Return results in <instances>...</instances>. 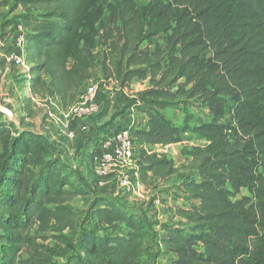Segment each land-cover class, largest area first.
Listing matches in <instances>:
<instances>
[{
	"label": "trees",
	"instance_id": "1",
	"mask_svg": "<svg viewBox=\"0 0 264 264\" xmlns=\"http://www.w3.org/2000/svg\"><path fill=\"white\" fill-rule=\"evenodd\" d=\"M20 3L34 95L71 105L93 78L98 51L106 79L121 88L119 102L148 118V128L130 129L146 147L183 140L185 130L162 114L177 99L231 103L230 121L194 126L207 144L193 147L187 164L142 149L139 176L150 186L178 175L193 201L178 208L182 221L162 226L170 264H264V0H151L142 9L121 0L106 21L100 0ZM160 33L163 43H155ZM135 80L149 87L129 100L124 89ZM64 148L45 132L0 122V264H149L145 216L110 195H93L87 212L107 231H76L82 212L69 202L90 192L72 188ZM242 189L251 196L232 199ZM65 230L54 236L64 245L56 262L39 239Z\"/></svg>",
	"mask_w": 264,
	"mask_h": 264
},
{
	"label": "rangeland",
	"instance_id": "2",
	"mask_svg": "<svg viewBox=\"0 0 264 264\" xmlns=\"http://www.w3.org/2000/svg\"><path fill=\"white\" fill-rule=\"evenodd\" d=\"M151 0H136L138 8H145L150 4ZM121 0H100V4L104 9L103 19L106 21L110 18V12L114 6H119ZM26 8L20 3V0H0V43L5 46L12 44L11 37L14 30H8L6 24L8 22H18L22 20ZM8 34V36H7ZM163 34L160 33L154 37L155 43H163ZM8 38V39H7ZM148 40H145L142 47H145ZM98 52V51H97ZM96 54L93 63V81L99 83V111L88 118L91 121L89 129L86 130L87 136H80L84 131H76V137L69 140L63 135V132H53L52 124L55 118H60L62 111L69 106L53 99L48 93H40L34 95L29 87L26 76L17 68H14L6 59L4 52H0V104L3 107L0 122L12 121L19 128H29L39 132H45L52 141L63 150H66L63 160L65 162L64 174L71 183L72 188L87 190L90 194L86 196H78L71 200V206L82 216L79 219L76 231H88L94 235H103L109 227H101L88 214L93 195L106 194L110 195L114 200L120 203L124 208L138 210L145 216L146 221V244L152 247V253L145 256L149 264H170L173 258L172 254L166 253L159 242L161 229L163 224L178 223L182 221L177 216L178 208H189L192 200L186 198L182 193L180 178L174 176L169 180L154 179L153 184L147 186L142 183V189L139 192H123L117 189L116 184L109 186L106 190L100 188L95 183L94 164L96 155L102 153L100 144L97 143L102 134L108 135L110 131L129 127L131 130L142 129L145 126L146 115L136 109L127 107L119 102L118 94L120 86L114 79H106L105 72L101 67V54ZM89 84L85 83L80 91H84ZM149 87L148 80H135L130 87L124 89L125 96L132 100L136 95ZM28 99H31L30 103ZM30 104L31 111L25 110ZM228 104L218 99L205 101V99H187L182 97L177 99L171 107L162 111V114L172 123L180 126L185 130L183 140L180 143L173 144L169 149L159 150L158 154L163 156L168 151L167 158L173 159L177 167L187 164L190 159V151L196 146H205L207 141L196 135L192 129L194 126L211 121L228 122L230 114ZM110 129V130H109ZM57 131V130H56ZM83 131V132H82ZM96 131L101 132L100 135ZM84 138L87 142H84ZM85 146V148H84ZM97 151V154L95 153ZM83 158H82V157ZM170 156V157H168ZM264 173V165L261 166ZM37 174V171L35 172ZM251 196L249 190L242 189L240 193H232V199L242 198L243 196ZM122 225H117V230ZM109 231V230H108ZM33 234H37L33 232ZM69 235V230L61 233H49L48 238L40 243L48 246V253L56 262L63 261L64 245L54 236ZM71 240H77V236H71ZM27 257V252H24Z\"/></svg>",
	"mask_w": 264,
	"mask_h": 264
},
{
	"label": "built area",
	"instance_id": "3",
	"mask_svg": "<svg viewBox=\"0 0 264 264\" xmlns=\"http://www.w3.org/2000/svg\"><path fill=\"white\" fill-rule=\"evenodd\" d=\"M14 34L11 37L12 44L5 46L0 43V52H4L7 61L19 69L25 76H29L31 64L27 59V30L25 26L18 22L12 28ZM10 29V31H11ZM90 85L84 91L78 92L71 105L62 111L61 117L54 119L57 132H63V135L69 140L76 137L72 122L76 119H88L99 111L97 102L99 83L91 79ZM89 84V83H88ZM97 143L100 144L102 153L96 155L94 164L95 183L99 188L106 190L115 183L118 191L139 192L142 189V182L139 176V154L142 149L148 152L169 149L172 145H155L146 147L139 139L133 137L129 127L116 129L108 135L100 137ZM165 151L163 156L168 155ZM161 156V154H158ZM170 157V156H168Z\"/></svg>",
	"mask_w": 264,
	"mask_h": 264
},
{
	"label": "crops",
	"instance_id": "4",
	"mask_svg": "<svg viewBox=\"0 0 264 264\" xmlns=\"http://www.w3.org/2000/svg\"><path fill=\"white\" fill-rule=\"evenodd\" d=\"M57 101L60 103V100L57 99ZM97 102L99 103V96L97 98ZM90 123H91V121H89L87 119H76L72 122V126H73V128H75V127L77 128L76 131L78 132V135H79V130H83L84 132L82 131L83 133L80 134V136H87L86 130L89 129ZM145 123L146 124H145L144 128H148V118L147 117H146ZM86 139H89V138H84V142H87ZM84 148H85V146H84Z\"/></svg>",
	"mask_w": 264,
	"mask_h": 264
},
{
	"label": "water",
	"instance_id": "5",
	"mask_svg": "<svg viewBox=\"0 0 264 264\" xmlns=\"http://www.w3.org/2000/svg\"><path fill=\"white\" fill-rule=\"evenodd\" d=\"M3 111V107L1 106V104H0V112H2Z\"/></svg>",
	"mask_w": 264,
	"mask_h": 264
}]
</instances>
